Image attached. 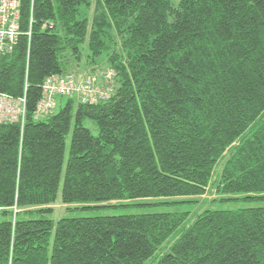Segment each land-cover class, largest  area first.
I'll use <instances>...</instances> for the list:
<instances>
[{"label":"trees","instance_id":"trees-1","mask_svg":"<svg viewBox=\"0 0 264 264\" xmlns=\"http://www.w3.org/2000/svg\"><path fill=\"white\" fill-rule=\"evenodd\" d=\"M19 2L0 93L25 96L26 117L0 123V264H264V0H97L89 18L92 0ZM83 49L93 64L111 51L95 75L113 70L112 95H62L37 118L44 80L78 74ZM211 184L214 203L255 205L205 207L189 224V211L39 217L59 190L87 210L196 203Z\"/></svg>","mask_w":264,"mask_h":264},{"label":"built area","instance_id":"built-area-1","mask_svg":"<svg viewBox=\"0 0 264 264\" xmlns=\"http://www.w3.org/2000/svg\"><path fill=\"white\" fill-rule=\"evenodd\" d=\"M19 19V0H0V54L10 53L17 44L20 35ZM31 23L32 19L30 25ZM44 27L52 28L53 24L46 22ZM26 34L30 35V30ZM113 74V70H108L101 77L89 74L83 76L84 79L79 82L73 73L47 77L42 84V96L37 102L35 116L50 113L58 97L62 95L76 93L81 101L88 103L109 99L113 93ZM25 117V96L13 98L0 93V123L17 122L22 127Z\"/></svg>","mask_w":264,"mask_h":264},{"label":"rangeland","instance_id":"rangeland-1","mask_svg":"<svg viewBox=\"0 0 264 264\" xmlns=\"http://www.w3.org/2000/svg\"><path fill=\"white\" fill-rule=\"evenodd\" d=\"M97 0H92V6L91 9L85 11L86 16L89 18L91 14L94 11L95 4ZM85 16V17H86ZM83 57H82V62L79 67H77L76 72L78 74L77 77H80L82 75L86 74H91L88 72L94 71L95 74L98 75L100 70H105L109 68V65L107 63V55L111 52H104L101 56L100 61L98 64H93V63H88L87 60V54L86 51L83 49ZM65 74V73H64ZM61 104L58 102L50 112L56 113L60 108ZM49 114H42L38 115L37 118H40L42 120L46 119ZM74 118L71 120V125H70V130L68 135L66 136L65 140V153H64V164H63V172L61 176V185L63 182V174H64V169L65 165L67 162L68 158V153H69V146H70V141H71V136H72V129L74 127ZM83 125L87 127L91 134L93 136L98 135V128L97 125L90 119H85L83 121ZM223 161L219 162L215 168L214 176L216 178L217 175H219L220 170L222 168ZM214 178V177H213ZM221 196H219L216 193V190L214 188V185L211 184V186L207 189L206 193L200 197L196 198H189L190 200H198L196 203H171L173 199H180V198H152V199H136L133 201H130V203L134 204L131 206H119V207H106V208H101V209H87V210H80V209H74L77 207L76 205H64L61 202V195H60V190L57 194V200L53 207V212L50 214H43L39 217H46L48 219H51L53 221L58 220L61 217H89V216H97V215H123V214H139V213H147V212H162V211H168V212H184V211H189L190 214L187 218V224L191 222L193 219V214L199 211H202L205 207H210V208H219V209H228V208H234L236 206H253L255 205V202H251V204L247 203H242V204H237L236 201H227V202H217L214 203V199H220ZM115 202H112L111 204H114ZM258 203V202H256ZM23 218H36L38 215H31V216H22ZM182 229H178L173 235L169 237V239L165 242V244L168 241H172L174 237H176ZM164 244V245H165Z\"/></svg>","mask_w":264,"mask_h":264},{"label":"bare ground","instance_id":"bare-ground-1","mask_svg":"<svg viewBox=\"0 0 264 264\" xmlns=\"http://www.w3.org/2000/svg\"><path fill=\"white\" fill-rule=\"evenodd\" d=\"M58 76H63V75H58ZM101 77V76H100ZM113 78H114V74H113V76L111 77V81H113Z\"/></svg>","mask_w":264,"mask_h":264},{"label":"crops","instance_id":"crops-1","mask_svg":"<svg viewBox=\"0 0 264 264\" xmlns=\"http://www.w3.org/2000/svg\"><path fill=\"white\" fill-rule=\"evenodd\" d=\"M74 75H76V74H74ZM77 76V75H76Z\"/></svg>","mask_w":264,"mask_h":264}]
</instances>
